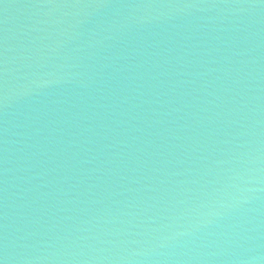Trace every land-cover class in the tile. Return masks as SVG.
<instances>
[{"label": "water", "instance_id": "obj_1", "mask_svg": "<svg viewBox=\"0 0 264 264\" xmlns=\"http://www.w3.org/2000/svg\"><path fill=\"white\" fill-rule=\"evenodd\" d=\"M2 264H264V0H0Z\"/></svg>", "mask_w": 264, "mask_h": 264}, {"label": "snow or ice", "instance_id": "obj_2", "mask_svg": "<svg viewBox=\"0 0 264 264\" xmlns=\"http://www.w3.org/2000/svg\"><path fill=\"white\" fill-rule=\"evenodd\" d=\"M0 264H2V262H0Z\"/></svg>", "mask_w": 264, "mask_h": 264}]
</instances>
